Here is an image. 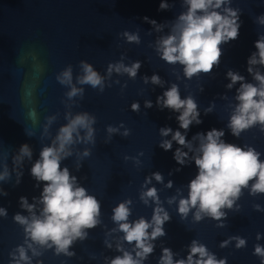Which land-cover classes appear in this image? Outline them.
<instances>
[{"label": "water", "instance_id": "1", "mask_svg": "<svg viewBox=\"0 0 264 264\" xmlns=\"http://www.w3.org/2000/svg\"><path fill=\"white\" fill-rule=\"evenodd\" d=\"M168 2L172 5L169 10L158 11L160 0H0V171L6 163L11 173L10 180L0 181V187L8 193L0 196V207L7 209L6 216L0 215V264H11L10 253L18 246L25 247L30 264H110L112 258L122 255L117 245L135 257V242L129 244L123 239L124 233L111 219L112 210L131 200L129 221L140 217L150 221L157 205L151 199L144 204L140 196L151 187L157 189L160 206L171 219L164 224L166 235L153 241L154 251L142 264H158L164 247L172 250L174 260L186 259L192 240L205 245L217 260L226 258V264H260L253 252L257 243L264 245V238H256L258 233L264 237V193H252L255 178L241 189L232 209L220 210L227 214L222 221L204 213L196 221V208L182 218L178 204L180 198L187 197L188 184L198 172L193 157L199 142L192 139L197 133L223 129L222 139L226 143L245 150L254 148L264 161V131L259 123L242 131L239 137L233 136L227 127L238 103L235 96L240 84L232 89L226 87L230 82L226 79L229 69L238 71L246 82L257 83L247 72V59L256 51L254 42L259 34H264V26L254 22L255 17L264 14V0H232V7L241 10L239 38L221 46L220 64L210 74L199 73L191 79L184 76L183 66L168 64L156 50L157 41L169 33L176 17L185 10L181 0ZM144 17L163 24V29L156 31ZM124 32L138 35L139 43L128 42ZM81 60L92 64L104 78L103 92L76 82L83 74ZM136 61L141 67L134 79L127 73H107L109 63L131 66ZM69 65L73 69V84L83 89L82 96L71 99L67 96L71 86L57 79ZM260 71L264 73V68ZM153 74L161 78V85L151 83ZM145 76L149 78L147 83ZM172 84L178 85L182 99L193 97L202 120L199 125L194 122L187 133L193 150L183 149L188 152L184 165L173 159L175 142L170 151L159 147L162 139H171L161 137L159 129L179 127L175 119L178 113L161 110L155 103L157 96H162ZM149 100L153 106L145 108L144 103ZM134 102L139 103V112L131 109ZM82 112L96 118L94 143H74L72 155L61 162V167H67L79 185L100 201L101 223L85 229L88 235L84 240L73 241L69 248L75 253L73 256L57 255L55 245L35 243L33 248L40 255H33L25 244L24 227L13 218L16 213L29 216L20 207L19 198L27 197L33 203L32 198L40 196L43 184L36 186L30 175L31 166L41 149L50 146L60 127L68 122L66 116ZM108 126L119 131L109 134ZM125 130L130 134L124 136ZM80 135H84L83 130ZM24 143L33 154L31 160L25 157L17 185L13 157ZM85 149L90 151L86 157ZM177 168L180 171H175ZM153 172H160L163 182L153 178L144 186L145 177ZM169 180L173 182L171 187L166 186ZM172 197L176 199L169 203ZM42 207L36 204L37 214ZM233 236L246 239V246L237 248L236 240H229ZM226 240L229 243L221 247ZM106 242L112 247L108 248Z\"/></svg>", "mask_w": 264, "mask_h": 264}, {"label": "clouds", "instance_id": "2", "mask_svg": "<svg viewBox=\"0 0 264 264\" xmlns=\"http://www.w3.org/2000/svg\"><path fill=\"white\" fill-rule=\"evenodd\" d=\"M171 6L168 0H160L157 10H169ZM181 7L185 10L176 17L169 33L161 36L157 41L156 50L160 58L168 64L178 63L183 66L184 76L187 79L199 73L210 74L214 67L220 64L221 46L239 38L242 23L241 10L232 7V0H181ZM144 20L153 25L158 32L164 27L154 19L144 17ZM254 22L264 26V14L255 17ZM123 35L127 37L128 42L139 43L138 35L128 32H124ZM254 47L256 51L252 52L247 59V72L257 83L246 82L245 77L238 71L229 69L226 73V79L230 81L226 85L228 89H232L237 83L240 84L235 96L238 103L227 125L235 137H239L242 131L257 123L264 131V73L260 71V68H264V34H259ZM79 64L83 74L76 78V82L81 85H90L93 89L99 88L103 92L104 78L99 72L94 70L92 64L84 60H81ZM140 67L139 61L131 66H125L123 63H109L107 73L109 76L113 71L118 74L127 73L134 79ZM57 79L61 84L71 86V90L67 93L70 99L83 95V89L73 84L71 65ZM148 80L149 78L145 76V83ZM150 80L153 84L161 85V78L156 74H153ZM155 103L161 110L169 109L178 113L175 117L179 125L178 129L173 130L168 126L159 129L161 137H171V139H162L159 147L164 151H170L175 142L177 147L173 153V159L177 164L184 165L188 152L183 149L193 150L192 142L187 139V133L194 122L197 125L202 123L198 105L191 95L182 99L176 84L166 89L162 96H157ZM152 106V101H145V108ZM131 109L139 112V103L134 102ZM69 116H66L68 122L60 127L52 144L41 149L39 158L31 166L30 175L37 182L36 186L42 183L43 187L40 196L32 198L33 203H29L27 197L19 198L20 207L26 210L29 216L16 213L13 217L15 222L24 227L25 244L32 250L33 255H40L33 248L35 243L47 247L55 245L57 255L64 253L66 256H73L75 253L69 251L73 241L84 240L88 235L85 229H93L101 223L98 219L101 212L100 201L95 196L89 195L85 187L79 185L77 177L71 175L67 167H61V162L72 155L71 146L74 143L80 141L94 143L93 125L96 123V118L87 112L78 113L70 118ZM81 130L84 132L83 136L80 135ZM107 131L112 134L119 129L108 126ZM129 134V130L123 133L124 136ZM224 135L223 129L212 128L206 134L201 132L193 136L192 139L199 142L193 157L198 172L188 184L187 197L179 200L178 213L182 218H185L192 208H196L194 214L196 221L203 218L202 213L214 220L226 219L227 214L220 210L224 207L232 209L234 201L241 195V189L248 187L249 181L254 178L255 183L251 186L252 193H264V161L260 159L261 153L251 147L245 150L235 144L226 143L222 139ZM32 154L30 146L24 143L13 157V171L17 173V185L21 182L23 175V161L25 157L31 160ZM88 155L90 151L85 149L83 156ZM175 171L180 169L177 168ZM171 174L170 172L169 175ZM10 178L11 173L5 163L3 171H0V181H8ZM153 178L159 183L163 182L162 174L153 172L151 176L145 177L144 186L150 184ZM172 183L169 180L166 186L171 187ZM7 194L0 187V196ZM140 199L146 205L149 199L157 205L153 209L150 221L144 217L129 221L131 200L119 203L112 210L111 219L118 225L119 231L124 233L123 239L129 244L135 242L133 248L135 257L131 252L117 245V251L122 252V255L112 258L110 264H142L154 251L153 241L166 235L164 224L169 222L171 217L160 206L157 189L148 188L141 193ZM175 199L176 197H172L168 202L172 203ZM37 203L43 206L39 214L36 213ZM256 207L260 210L259 205ZM0 215L6 216L7 209L0 207ZM220 226H223V223ZM149 229L151 232L148 231ZM256 238L261 240L264 237L258 233ZM229 240H236L237 248L246 246L244 238L233 236ZM229 240L223 241L221 247L227 245ZM106 246L112 247L107 242ZM253 255L260 258V264H264V245L257 243L254 246ZM10 256L11 264H21L22 261L30 264V257L24 246H18L15 252L10 253ZM158 264H226V258L217 260L208 252L205 245L192 240L188 246L186 259L174 260L172 250L164 247Z\"/></svg>", "mask_w": 264, "mask_h": 264}]
</instances>
